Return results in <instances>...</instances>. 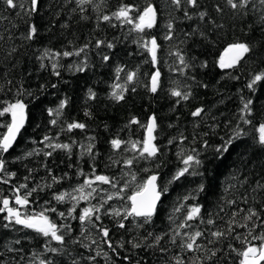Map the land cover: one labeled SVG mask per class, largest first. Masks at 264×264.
<instances>
[{
	"label": "trees",
	"instance_id": "trees-1",
	"mask_svg": "<svg viewBox=\"0 0 264 264\" xmlns=\"http://www.w3.org/2000/svg\"><path fill=\"white\" fill-rule=\"evenodd\" d=\"M16 2L24 8L10 9L0 0V36L3 37L0 39V110L6 106L5 102L21 100L26 105V121L13 148L0 152L6 173H15L11 178L0 173V179L9 180V183L0 182V201L7 197L10 206L19 208L14 203V190L27 184L19 193L24 196L31 191L29 204L21 209L22 213H38L54 207L57 211L46 215L58 225L70 226L71 231L62 229L67 233L65 245L51 243L52 247H62V253H45L46 238L20 225L3 227L7 213H0V264H39V259L51 260L52 264H72L74 260L78 264H174L173 257L177 256L184 264H192L198 257L202 264H239L241 257L232 248L242 251L247 246L244 237L253 227L252 222L243 219L245 212L240 209L254 207L264 220V189L257 188L258 183L264 184V147L258 143V128L264 123V80L253 89L247 87L255 74L264 72V23L260 22L264 6L259 0H252L247 15L242 14L244 10L231 9L226 0H198L195 8L182 4L179 10L171 0H93V4L83 5L84 11L76 0H38L37 11L31 15L25 14L31 7L29 0ZM121 4L133 5L139 10L152 4L157 9L156 25L137 33L130 31L131 25L115 18L111 23L97 21V16L111 15ZM96 5L98 10H94ZM218 7L222 11H217ZM185 10L191 19L184 16ZM201 12L207 13L203 20L199 18ZM169 21L174 29L172 39L166 40ZM31 25L37 27V34L28 40L24 37ZM141 37L145 41L151 37L157 39L160 48L156 65L141 47ZM98 40L104 42L100 47L96 46ZM236 42L247 43L251 51L236 68L227 71L220 67V58ZM108 43L114 46L108 48ZM86 44L88 47L80 56L58 59L59 76L53 74V61L40 59L46 49L75 51ZM12 48L16 51L11 52ZM177 51L184 55L187 67L179 64L176 56L169 55ZM105 56L109 59L104 60ZM117 69L122 71L117 73ZM157 69L161 75L158 90L153 93L151 76ZM130 72L136 73L133 82L126 79ZM117 84L124 89V99L119 101L112 96L114 91H120L114 87ZM173 89L189 94L188 99L172 96ZM62 101H66L65 106L59 109ZM247 101H251V115L241 112ZM49 109L53 110L51 115ZM196 109L203 111L194 117L192 112ZM241 115L251 123H243ZM152 116L157 124V156L141 159L131 168L125 167L123 160L136 154L126 151L124 146L113 149L111 140H142L145 129L141 125H146ZM133 118L140 123H130ZM72 122L86 127L69 132L67 124ZM9 123L10 113L0 116V139ZM237 131L241 135L232 139L228 151L217 152ZM45 136L51 139L44 141ZM47 143L70 144L71 150H53L45 146ZM89 144L93 145L94 158L87 153ZM47 152L52 155H45ZM187 155H193L200 164L192 163L189 172L176 179ZM93 167L96 175L114 178L117 187L97 182L94 187L107 191L94 194L90 203L76 204L67 197L64 202L54 199L64 192L76 195L73 190L86 177L94 178ZM81 171L85 175H80ZM132 174L136 176L135 181ZM151 175L157 176L161 194L155 214L142 226H138L141 218L129 217L123 220L125 227L120 228L122 217L111 213L119 210L123 215L129 204L126 197ZM125 183L129 187L120 194L125 198L108 201L98 213L100 220L96 221L109 230L113 251L91 225L81 235L80 221L68 217L67 212L76 205L73 216H78L84 207L98 206L101 197L106 199L108 194H115ZM244 196L248 197L247 203L242 199ZM233 200L236 203H230ZM192 206L201 208L200 216L186 221ZM59 212H65L66 217L61 218ZM237 212L235 221L248 223L249 229L235 227L228 235L229 221ZM208 219L215 223L207 224ZM254 221L260 223L255 218ZM182 223L191 227L179 228ZM217 230L225 232L219 240L211 235ZM195 231L203 232L197 240L200 249H182L180 245L187 239L185 234ZM261 231L256 227L254 234ZM176 232L180 235L173 244ZM236 234H240L241 240L234 238ZM156 235L164 237L159 245L154 243ZM73 239L81 243L74 244ZM92 239L97 243L91 244ZM16 240L20 243L16 244ZM252 243L259 245L260 241ZM89 244L90 248L82 246ZM213 250H218L217 255L208 260ZM89 256H95V260H88Z\"/></svg>",
	"mask_w": 264,
	"mask_h": 264
},
{
	"label": "snow or ice",
	"instance_id": "snow-or-ice-1",
	"mask_svg": "<svg viewBox=\"0 0 264 264\" xmlns=\"http://www.w3.org/2000/svg\"><path fill=\"white\" fill-rule=\"evenodd\" d=\"M78 6L81 7V11H84L83 5L85 4H93V0H76ZM3 3L7 6V8L15 9L17 7L23 9V4H18L16 0H3ZM29 3L31 7L26 10V15H31V13L37 11V4L38 0H29ZM171 3L176 6L177 10L181 8L182 4H186L192 8H195L198 4V0H171ZM252 3V0H226V4L233 10H244L242 14L247 15V9L249 7V4ZM259 3L264 6V0H259ZM99 5H96L94 7V10H98ZM217 11H222L221 8H217ZM136 13L135 16L132 15V13ZM207 13L201 12L199 13V18L203 20ZM184 16L187 19H191L192 17L189 15L188 11H184ZM82 19H87V17H81ZM115 18L117 21H121L125 24L131 25L132 28L130 31L137 32V33H144L145 29H152L157 22V9L152 5L148 4L146 7H144L142 10L137 9L133 5L128 4H121V6L114 12L109 14H104L102 16H97V21L100 22H108L111 23L112 19ZM260 22L264 23V16H261ZM115 26V25H112ZM167 29L169 30V34L166 35L164 38L166 40L172 39V31L174 29V25L171 21H169L166 25ZM37 34V27L35 25H31L27 35L24 37L25 39L32 40L35 38ZM201 36L204 35V33H200ZM0 39H3L2 36H0ZM141 47H143L147 53L151 57V62L153 65H156L158 63V50L160 48V45L157 43V39L155 37H151L150 40H143V37H141ZM103 41H97L96 46L100 47L101 44H103ZM114 45L112 43H108L107 47L112 48ZM88 45H84L83 47H80L78 50L75 51H53L46 49L43 53V55L40 57L41 60L49 59L50 61H53L51 63V68L53 70V74L59 76L58 68L61 66L57 62L60 57L68 58L75 56H80L82 53H84L87 49ZM16 48H12L11 52H15ZM251 51L250 46L247 43L244 42H236L232 43L228 46V48L225 50L226 54H231L227 60H225V57L222 56L220 58V67L221 68H233L235 67L245 56V54L249 53ZM11 52L9 55H11ZM169 55L176 56L179 64L184 65L187 67L185 63L184 55L180 52H170ZM109 57L105 56L104 60H108ZM45 65L42 63L41 67L43 68ZM78 70H83V68H78ZM122 71V69H117V73ZM182 71V69H181ZM160 71L157 69L151 76V87L150 91L155 93L158 90L159 86V78H160ZM136 76L135 72H130L127 74V82H133L134 78ZM264 80V72L255 74L251 81L248 83L247 87L249 89H253L254 85H256L258 82ZM11 83V81H9ZM115 88L120 89L119 92L114 91L112 93V96L116 100H123V87L119 84L114 86ZM135 89H133L134 91ZM90 95H94L91 94ZM171 95L174 97H182L183 99H188L189 94L182 93L179 90L173 89L171 91ZM6 103V106L0 110V116H4L7 113L11 114V123L5 125L7 128V132L3 135V138L0 139V152H7L13 145V142L16 140V137L18 133L20 132L21 128L24 126L25 121V108L26 105L21 100H16L12 103ZM66 101H62L59 105V109H63L65 106ZM250 104L251 101H247L243 104V108L241 109L242 113H246L247 115H251L250 110ZM59 109L57 110V114L59 113ZM52 109H49V114H52ZM202 109H196L194 112H192V115L200 116ZM85 115H88V113H85ZM240 119L245 124L251 123L250 120L246 119L244 115L240 116ZM53 124L56 123V120L52 121ZM132 124H139L140 122L133 118L131 120ZM86 127L85 124L79 123V122H72L67 124V131L71 132L74 129H81L83 130ZM145 129V135L143 136L142 140L140 141H123L119 138H114L111 140V147L115 150H120L122 146L125 147L126 151H131L135 153L136 155H133L131 158H127L123 160V165L127 168H131L135 162H138L139 160H148L151 158H154L157 156L159 152V147L155 144L156 140V118L155 116H152L149 118V121L146 125H141ZM259 137H258V143L261 147H264V123H261L258 128ZM241 135V132L237 131L235 133V137H230L228 141H226L224 144L219 146L216 151L217 152H227L229 145L232 143L233 138H238ZM51 138L48 136L44 137V141H49ZM92 139V138H89ZM182 139H184L182 137ZM172 141H169L171 143ZM130 144L131 147L128 148L127 145ZM46 147L55 149H63V150H71L70 144H61V143H47L45 145ZM93 145L89 144L87 146V153L90 156H93ZM28 155H32V153H28ZM47 156H51V152L45 153ZM94 158V156H93ZM182 163L184 167L180 169L176 175V179H178L181 176H184L185 173L189 172V166L192 163H195L197 165L200 164V161L195 159L193 155H187L186 158L182 160ZM0 173L6 174L9 178L15 176V173H6L5 170V161L4 159H0ZM80 175H85L82 171L79 173ZM92 176L94 178H85L83 183L76 187L73 191L76 193H79L78 196L72 195V193L64 192L60 193L58 195L54 196V199L57 202H64L66 200V197L76 201V204H79L80 201H88L90 203V198H95L94 194L99 195L101 192H106V189L94 187V185L99 182V184H107L110 185L112 188L117 187V181L114 180V178H110L106 175H96L95 174V168L93 167L92 170ZM27 179V177L25 178ZM132 180H136L135 174H132ZM157 176L151 175L149 176L146 181H144L142 184H139L137 186V189L132 192L131 195L127 196V201L130 202L125 209L124 214L122 215L119 210H113L111 213L114 216L122 217L121 222L118 224L120 228H124L125 224L123 223V220L128 219L129 217L133 218H141L140 224L138 226H142L143 224H147L150 222L151 217L154 215L156 211V203L160 198V192L157 191V185H156ZM54 182H58L55 177H53ZM0 182L2 183H9V180H3L0 179ZM129 187L128 183H125L122 188H120L115 194H108L106 199L101 197L99 205H91L89 207H84L78 216H73L74 213H76V205H73L67 212L68 217L72 218H78L82 225V231L81 235L84 234V232L89 231L87 225H91L92 228L96 229L97 232L100 234L102 240L104 243L107 244L109 248H112L113 251H115V248L113 247L111 240L109 239V230L104 227H100L96 221L100 220V213L101 209L104 208V205L108 203V201L114 199V198H121L124 199L125 197H122L120 194ZM27 184H21L19 187H17L15 191L14 196V203L15 205L20 206L13 207L10 206V199L5 197L0 201L2 203V207H0V213H7V215L4 216V220L7 221L3 225V227L8 228L12 225H20L23 229H29L35 232L38 236H42L46 238V243L44 246L45 253L51 252L53 254H58L63 252V248H57L52 247L51 243L54 241L58 245H65L66 243V232L63 231L65 227L67 228V232L71 231L70 226H64V225H58L55 221H53L49 215H46V212H53L55 213L57 211L56 208H48L43 211H40L38 213H22L21 209L26 208L29 204L28 196L31 195V191L27 192L24 196H21L19 193L21 189H26ZM257 188L264 189V184H257ZM85 189H88V191H85ZM34 191V190H33ZM255 191V189L253 190ZM243 201L245 203L248 202V197L244 196ZM230 203H236V201H231ZM241 212H245V215L243 219L246 222H252L253 227L249 229V224H238L235 221V216L239 215V213H233V220L229 221V227L227 230L228 235H231L235 231V227H243L245 229H249L247 232V236L244 237L243 242L247 244V246L242 250H237L235 248H232V251H236L237 255L241 257L239 260V264H264V220H261L260 213L254 208L249 207L246 210L240 209ZM201 208L199 206H192L190 210L187 212L186 221H192L197 219L200 216ZM58 215L61 218L66 217L65 212H59ZM259 220L260 223L257 224L254 221ZM203 222V221H202ZM215 221L212 219L207 220V224L212 225ZM179 228H186L191 227L190 224L182 223L178 225ZM256 227H259L262 229V231L258 234H254V230ZM91 235V233H89ZM149 235H152L149 233ZM180 233L176 232L175 236L172 237V243H176V236H179ZM187 239L180 245L182 249H185L187 251H195L200 249V245L197 244L198 238L203 236V232L201 231H195L193 234L188 235ZM212 237H215L217 240L225 236V232L222 231H213L211 233ZM248 237H251V239H248ZM164 237L162 235H156L154 237V243L155 245H159L160 241ZM235 239L241 240L240 234H236ZM258 240L260 241L259 245H255L252 243V241ZM16 244H19L20 241L16 240ZM72 243L74 244H80V240L73 239ZM97 241L95 239L91 240V244H96ZM209 243H214V241L209 240ZM83 247L90 248L91 245H82ZM121 247L123 245H120ZM150 247L152 245H149ZM133 247H140L139 244H133ZM231 247V245H230ZM13 249H9V251H12ZM18 251V249H17ZM161 251H165V249L161 248ZM218 250H213L210 252V255L207 257L208 260H211L213 257L217 255ZM99 255V253H97ZM107 255V254H105ZM33 256H36V253H33ZM88 260H95V256H89L87 258ZM174 264H184V261L181 257H173ZM39 264H52L51 260H45V259H39ZM72 264H78L77 261H73ZM192 264H202V261L198 257L197 260L193 261Z\"/></svg>",
	"mask_w": 264,
	"mask_h": 264
},
{
	"label": "water",
	"instance_id": "water-1",
	"mask_svg": "<svg viewBox=\"0 0 264 264\" xmlns=\"http://www.w3.org/2000/svg\"><path fill=\"white\" fill-rule=\"evenodd\" d=\"M230 55H231V54H226V53L224 52L222 56H224V57H225V60H227V59L229 58ZM244 57H245V56H244ZM244 57H243V58H244ZM242 60H243V59H242ZM242 60H241V61H242ZM241 61H240V62H241ZM240 62H239V63H240ZM239 63H238V64H239ZM238 64H237V65H238ZM237 65H236L235 67H233V68H224V69L227 70V71H230V70L236 68ZM25 121H26V115H25ZM25 121H24V125H25ZM23 127H24V126H23ZM22 129H23V128H21L20 132L22 131ZM6 132H7V131H6ZM20 132L18 133V135H17V137H16V140L13 142L12 147H11L8 151H10V150L13 148L14 144H15L16 141H17V138H18ZM8 151H7V152H8ZM156 185H157V180H156ZM157 191H159L158 186H157ZM160 199H161V194H160V198H159V200H158L157 203H156V209H157V207H158V205H159V203H160ZM129 204H130V202H129ZM155 212H156V211H155ZM154 214H155V213H154ZM152 217H153V216H152ZM137 219H140V218H137ZM21 227H22V226H21Z\"/></svg>",
	"mask_w": 264,
	"mask_h": 264
},
{
	"label": "rangeland",
	"instance_id": "rangeland-1",
	"mask_svg": "<svg viewBox=\"0 0 264 264\" xmlns=\"http://www.w3.org/2000/svg\"><path fill=\"white\" fill-rule=\"evenodd\" d=\"M85 191H88V189H85ZM78 195H79V193L76 194V196H78ZM75 202H76V201H75Z\"/></svg>",
	"mask_w": 264,
	"mask_h": 264
}]
</instances>
